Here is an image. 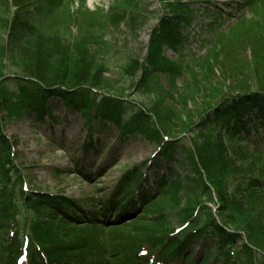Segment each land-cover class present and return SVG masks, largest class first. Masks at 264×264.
<instances>
[{
	"label": "trees",
	"instance_id": "obj_1",
	"mask_svg": "<svg viewBox=\"0 0 264 264\" xmlns=\"http://www.w3.org/2000/svg\"><path fill=\"white\" fill-rule=\"evenodd\" d=\"M159 2L146 54L121 69L154 95L143 103L107 76L111 28L132 11L135 30L136 0L110 13L85 0H0V264H264V0ZM207 18L211 47L184 63L186 31ZM61 106L89 128L83 156L105 148L94 132L116 128L121 141L156 145L152 160L87 202L28 190L4 122H57ZM84 170L93 184L104 168Z\"/></svg>",
	"mask_w": 264,
	"mask_h": 264
},
{
	"label": "rangeland",
	"instance_id": "obj_2",
	"mask_svg": "<svg viewBox=\"0 0 264 264\" xmlns=\"http://www.w3.org/2000/svg\"><path fill=\"white\" fill-rule=\"evenodd\" d=\"M122 1L124 0H85L87 9L91 11L102 9L109 13ZM136 1L139 9L135 11V17H137L133 26L135 30L131 28L132 11L126 12V19L122 20L117 27L111 28L108 39L114 44L116 51L108 58L111 66L107 76L111 80L118 81L120 86L125 88L129 95L126 99L149 103L153 94L144 95L142 92L136 93L133 90L139 73L134 72V76L126 77L121 69L129 59H142L146 54L150 34L160 18L161 6L159 0ZM197 1L200 4L196 5L197 7H205L201 3L206 2H210L208 6L213 8L217 5L223 7V4L227 3V0ZM74 2V7H78L80 0H74ZM224 12L226 13V10ZM236 18L233 17L228 21L224 28L228 29ZM212 22L209 18L202 21L199 19L192 28L186 31L185 35H188L189 39L185 43V48L181 50L184 63H192L206 55L211 47L210 42L215 36L210 27ZM220 28L219 22L214 23V29L217 32ZM247 54L249 55V52ZM168 56L175 58L172 51H168ZM161 80L166 89L174 91L170 89L168 79L162 78ZM220 80L216 79V82ZM178 85H180L179 82ZM201 98V96L198 98L196 106L203 102ZM54 115L58 118L57 122L49 119L45 122H37L34 116L25 117L19 121L8 119L4 122L6 135L14 140L16 161L22 168L27 189L30 191L34 190L53 196L62 195L87 202L91 197L107 195L116 187L124 173L138 165L149 163L156 152L157 146L143 140L141 136L121 141L116 128H112L103 135L94 132L96 131L94 128L93 137L95 139L101 137L105 148L102 154H98L95 150L83 156L81 147L89 135V128L84 125L83 118L78 114L69 115L63 106L57 108ZM100 167H103L104 171L99 174ZM82 168L87 173H93L94 177L100 175L96 183L89 184L84 180L79 172ZM144 172L148 177L159 174L154 169L144 170Z\"/></svg>",
	"mask_w": 264,
	"mask_h": 264
}]
</instances>
